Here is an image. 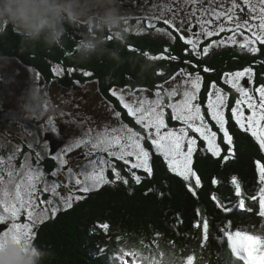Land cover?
<instances>
[{
  "label": "snow or ice",
  "instance_id": "6c2138e0",
  "mask_svg": "<svg viewBox=\"0 0 264 264\" xmlns=\"http://www.w3.org/2000/svg\"><path fill=\"white\" fill-rule=\"evenodd\" d=\"M175 4V8L165 5L158 19L163 18L164 24L179 35V39L186 45V55L200 57L207 55L213 47L228 42L236 44L237 35L243 37L239 47L242 50L246 49L249 53L259 51L255 46L257 43L264 45V0H175ZM165 12L169 15L165 16ZM157 31L164 30L157 29ZM224 32H230L231 35L221 40L210 41L201 51L200 46L203 40ZM166 35L170 39L176 38L171 32H167ZM130 50L135 51L131 47ZM144 55L149 54L144 53ZM149 58L178 59L175 56ZM184 62L191 64L194 68L198 67L190 60ZM62 71L63 69L59 67L54 69L57 75ZM203 71L208 72L211 69L205 67ZM83 74L92 75L91 72ZM254 75L251 67L242 71L225 73L224 83L230 84L239 93V98L230 108L231 119L240 129L249 133L259 149L264 152V84L252 89L240 83L245 77L251 82ZM177 76L184 77V87L182 91L176 87L168 90L169 97L180 98L175 103L168 104L167 107L171 109L170 119L179 122L180 127L169 126L165 106L159 99V93L154 101L138 99L135 93L131 92L127 95L132 98L126 99L123 90L113 88L110 89V94L116 97L127 111V115L134 119L143 132L136 131L122 121L116 127L105 125L100 131L88 128L79 139L64 146L61 152L52 156L57 161L58 167L51 171V180L45 177L39 166L41 159L39 154H37V166L35 168L28 166L26 174L17 173L16 175L20 177L18 180L15 179L12 171L7 172L9 178L7 181L3 175H0V247L9 240L19 245H34L36 224L48 219L49 212L55 216L61 206L72 207L73 196L62 194L61 189L88 193L102 185L113 183L114 181L106 175L109 168L116 181L122 180L127 184L128 180L121 175L116 165L112 163L113 160L123 161L124 164L129 165V171L142 170L151 176L153 154L158 155L163 158L170 172L188 182L189 191L196 195L195 188L201 185V179L193 170L192 164L198 140L204 142L207 152L214 157H219L221 147L217 143L218 132L214 130L215 128L223 134V142L229 145V152L232 151L233 137L227 127L228 117L225 115V109L228 108V96L222 88L212 82L207 93L205 113L198 100L203 80L200 73H189L181 69ZM242 105L246 107L249 114H245V107ZM109 107L112 115L120 121L121 113ZM43 108L46 110L47 104L43 105ZM206 117L210 118L214 124L210 123ZM47 128L53 133L57 132L53 118L48 119ZM147 144H150V148ZM80 148L85 150L83 162L74 168L67 157L69 153ZM222 159L227 161L229 157L223 156ZM255 163L260 185L255 194L246 195L238 179L235 176L231 178L234 194L238 198L234 207L252 213L253 208L246 204V200L258 202L259 208L256 214L264 218V163L259 160ZM23 167L25 166L22 165ZM131 175L137 184L141 182L142 177L135 171H131ZM193 179L194 185L191 183ZM212 183L218 184L219 181L214 178ZM44 193L49 194L47 200L41 198ZM82 198L75 196V200ZM211 199L222 212L229 213L233 210L226 206L216 194H213ZM21 216L27 222H21ZM201 221H198L195 226L202 227L201 246H203V242L209 238V220L201 215ZM101 227L104 230L108 229L107 224ZM260 228L259 233L242 228L232 230V224L228 222L220 229L227 240L232 257L240 264H264V223H261ZM120 253L118 257L120 264H127L125 257L135 258L136 255L133 252H124L122 249ZM194 262L201 264L194 254H189L183 264H194ZM150 264H158V262L153 259Z\"/></svg>",
  "mask_w": 264,
  "mask_h": 264
},
{
  "label": "trees",
  "instance_id": "16d2710c",
  "mask_svg": "<svg viewBox=\"0 0 264 264\" xmlns=\"http://www.w3.org/2000/svg\"><path fill=\"white\" fill-rule=\"evenodd\" d=\"M4 37L5 39L2 40L9 42L7 43L9 48H0V61L5 59L4 57L13 58L20 61L24 68L28 66L26 63H29L38 72L45 74L47 81L54 78L50 70L51 62L48 61L49 58L55 60L50 56L51 46L46 44L40 46L42 41L38 43L26 41L15 34L13 29H10ZM63 40L74 45L68 35L62 36L61 45ZM257 48L259 51L256 53H241L239 56L225 50L223 56L215 54L208 60V62L212 61L208 65L211 71L204 72L199 68L204 81L200 102L205 113L206 108L203 104L209 85L212 81L217 86L220 85L221 75L226 72L251 67L255 73L252 87L264 84V64H261L264 62V45L258 44ZM125 49L126 47H123L121 51L113 53V62L110 66H116L114 69L105 68L109 55L101 52L88 54L74 51L76 53L74 56H68L72 59L70 62L72 64L93 68L101 81L102 93L114 101V98L106 93L107 85L103 84L104 77L101 75L106 72L114 71L117 82L119 80L126 82L130 79L131 84H135L132 81L136 78L137 82L152 89L154 84L160 83L164 77L156 76L155 68H160L167 60L150 61L144 55H136ZM98 55V59H93V56ZM261 60L262 62L259 63ZM95 63L97 65L93 66L92 64ZM180 64L184 65L182 61L171 63L169 70L173 73ZM55 81L61 88L74 86L72 77H59ZM161 84L159 89L165 83L161 82ZM220 86H224L223 90L227 91L230 104L227 109L230 110L236 95L229 92L233 90L230 84L225 83ZM76 96L81 99L78 94ZM62 97H65L64 93ZM117 108L121 110L128 126L143 132L122 106ZM1 112L4 113L5 110L2 109ZM166 112L169 124L177 125V122L170 119L171 111L166 109ZM89 115L91 119L96 116L94 110H91ZM228 117V127L233 137L231 153L229 145L223 142L220 156L214 157L206 151L204 142L199 140L192 164L193 170L201 179V185L195 188L196 195L189 191L188 182L170 172L163 158L158 155L153 154L151 176L142 170H131L142 177L139 184L132 178L129 166L117 161L115 165L121 175L128 180L127 184L122 180L116 181L109 171V179L113 180V183L102 185L88 193L80 192L82 199L76 200L71 208L58 212L40 225L33 241L34 246L44 253V259L40 264L55 262L56 264H119L121 249L136 254L135 264H150L153 259L157 260L158 264H183L189 254H194L201 264H238L232 257L227 240L220 229L231 222L232 230L242 228L259 233L264 218L256 214L259 208L258 202L246 200V204L253 208L252 213L234 207L238 198L234 194L231 178L235 176L238 179L246 195L255 194L260 187L255 162L259 160L264 163V152L259 149L251 135L240 129L231 119L230 113ZM206 118L211 121L210 118ZM63 124L66 127V123ZM69 134L65 131L63 135L69 138ZM147 146L150 148L149 144ZM0 156H8L3 148H0ZM52 156L45 157L41 162L43 166H47L46 172L54 169L57 163ZM223 156H228L229 159L224 161ZM31 161L37 164L34 155L31 156ZM214 178L219 181L218 184L212 183ZM191 183L194 185L193 180ZM213 194L233 210L224 213L218 209L211 199ZM201 215L209 220V238L203 242V246H201L202 227L195 226L201 221ZM103 224L108 225L107 230L101 227Z\"/></svg>",
  "mask_w": 264,
  "mask_h": 264
},
{
  "label": "rangeland",
  "instance_id": "374dc122",
  "mask_svg": "<svg viewBox=\"0 0 264 264\" xmlns=\"http://www.w3.org/2000/svg\"><path fill=\"white\" fill-rule=\"evenodd\" d=\"M71 23H73V21H71ZM67 24H70V22L68 21ZM10 27L11 26L7 27L6 33L10 29H13ZM6 33L4 35H0V48H4V49L9 48V46L7 45V43L9 42H5L4 40H2L5 39L4 36L6 35ZM245 35H247V33ZM241 42H243V37L239 36L237 43L233 44V46H235L236 49L239 50L240 52H241V48L239 47V43ZM42 44H40V46H44L43 41ZM227 48L229 47H225L223 48V50ZM60 49L61 47L59 45L51 46V50L54 51L55 56L53 54L52 55L50 54V56H53L51 58L53 59L57 58L58 60L57 64L54 63V68L56 66L61 68V66L71 64L70 62L72 59L69 58L68 54L60 53ZM223 50L215 51V52L223 56L224 54ZM242 53H249V52H242ZM210 55L211 53H209L208 55V60L211 59ZM4 58L5 59H2L0 61V80L2 81V83H0V111L2 109L5 110L4 113L2 112L0 113V148H3L7 152L8 156L6 157L0 156V161H2V163H0V175H3L5 181L9 179L7 176L8 171H12L15 179L18 180L20 177L16 175L17 173L26 174L28 170V166H30L31 168H35L37 164L31 161V156L34 155L35 159L37 160V154H39V156L41 157L39 166L43 170L45 177L48 180L52 179L50 173L51 171H53L55 168L58 167V164L56 163L55 168L52 170H48L47 172H46L47 166L45 165L43 166L41 164V162L45 160V157L50 155L48 154L47 142L44 141L45 130L50 131L47 128V121L49 118L54 119V122L57 127V132H59L60 130L59 129L60 123H64V122L66 123L67 129L64 125V131L70 133L66 145L74 142L76 139H79L88 128H94L97 131H100L105 127V125L116 127L119 125L121 121L125 123L126 120L124 121L121 110L117 108L121 106L120 103L119 102L115 103V99L114 101L110 100L112 102L111 103L109 99H107L106 94H103L102 90L100 91L98 87L95 86L96 84L92 82H89L88 84L80 83V84H75L74 87L65 88L62 86L61 88L57 84L55 79H51L50 81H47L45 74L38 73L37 70L33 68V65L26 63L28 66L24 68L21 65L20 61L8 57H4ZM261 62L262 60L259 61V63ZM261 64H264V62ZM183 80L184 77L177 76L176 74L170 76L169 79L165 81L166 84H164L162 88L160 89L158 88L153 91L149 90L148 88H147L148 90L143 89L142 94H140V96L137 95L135 96L136 98L141 100L154 101L157 99V93H159V99L163 102L165 106L164 110L167 115L166 109H169L171 111V109L168 108L167 105L170 103H175L180 98V97H169L168 90L176 87L182 91L184 87ZM203 82L204 81L202 80L201 90L200 93L198 94L199 102L201 101L200 100L201 92H203ZM220 85H225L224 75L222 80L220 81ZM220 85H218V87L224 89V86H220ZM99 88L101 89V85L99 86ZM248 88L254 89L252 87V81L250 82ZM223 91L227 93V91L225 90ZM82 92L87 93L86 97L78 99L76 94L80 95ZM229 92H232V94L236 95L235 100L239 98V93L236 91V89L233 88V90ZM62 93L64 94L66 93L67 96L61 98ZM127 93H125L126 99H131L132 97L128 96ZM207 93L205 95L206 98L205 103L203 104L205 105V108L207 103ZM101 97H105L106 99L105 100L101 99ZM235 100L232 106H234ZM72 101L75 102L73 103ZM227 102L229 108L230 105L229 98ZM45 104H47L46 110L43 108V105ZM62 104L66 106L63 112L60 109V106ZM109 106L115 108L116 111H119L121 113L120 121H117V119L112 115ZM242 107L245 106L242 105ZM91 110H94L96 114L95 118L93 119H91V116L89 115ZM202 110H203V106H202ZM66 111L68 115L64 113ZM228 113H230L231 115L230 110L225 109L226 117H228ZM245 114L246 115L249 114L246 107H245ZM56 116L58 117V120ZM166 120L169 124V120L167 118ZM209 122L211 123L212 121ZM177 123L178 124L175 126H172L170 124L169 126L178 128L181 125L179 122ZM212 124H214V122H212ZM214 130L218 132L217 143L220 144L221 147L223 143V134L220 133L218 129L214 128ZM190 135H195V134L190 133ZM198 144H199V140L197 142L195 151L197 150ZM25 145H27L26 149H25ZM62 149H60L59 152H61ZM84 151L85 150L83 148H80L68 154L67 158L70 160V163L74 168L77 164L83 162V157L80 156H83ZM77 155L79 156L77 157ZM5 158H7L8 160H5ZM117 161L118 160H114L112 161V163L113 164L118 163ZM120 162L124 163L123 161ZM22 165L25 167L22 168ZM109 171L111 172V168H109L108 171L106 172L108 178H110V176L108 175ZM61 191L62 194L64 195L71 194L73 196V203L76 201L75 196H81L79 194L80 193L79 191H73L70 189H61ZM41 198L47 200L49 198V194L44 193ZM41 207H43V205ZM65 209L67 208L61 206L60 210L57 211V213ZM57 213L55 215H57ZM50 217L53 216L49 212L48 219H50ZM46 220L47 219H45L44 221ZM21 222H27L23 216H21ZM41 224L42 223L36 224L35 232L39 230ZM127 259L130 260L131 256H128ZM126 262L129 263V261ZM54 264H56V262Z\"/></svg>",
  "mask_w": 264,
  "mask_h": 264
},
{
  "label": "flooded vegetation",
  "instance_id": "af4514ba",
  "mask_svg": "<svg viewBox=\"0 0 264 264\" xmlns=\"http://www.w3.org/2000/svg\"><path fill=\"white\" fill-rule=\"evenodd\" d=\"M78 3H79V8L83 13L80 19L74 21L73 23L69 21L70 24H67L68 21H66L63 24L64 35H68L69 38L74 42V45L70 44L69 42H65L64 40L62 45L59 42V44L57 45L61 47L60 53H66L68 55L74 56V54H76L74 53V51L87 52L88 54L92 52H97V53L101 52V54L109 55V60L105 65L106 66L105 68L108 69H114V67H116V66H110V64L113 62L112 55L114 52L121 51L123 47H126L127 49V50L125 49L126 51L133 52L136 55L140 54L143 56L144 53H148L149 54L148 56L145 55L144 56L147 58V60L150 61H159L161 59L168 61V59L165 58L151 59L149 57L175 56L178 59L173 60L169 58V62L166 61L163 65H161L160 68H155L156 76L158 75L164 76L161 82L165 83V81L168 80L170 76L176 75L177 73L180 72L181 69L189 73H196V72L200 73L199 68L204 69L205 67H207L209 69L208 65L212 63V61L208 62L209 53H211L210 56L212 57L213 55L218 54L215 51H222L223 48L225 47H229V48L224 49L223 51L228 50L230 52H234L236 53L235 55L237 56H239L240 53L242 52H248L246 49L243 50L241 49L240 52L239 50L236 49L235 46H233L232 43L228 42L218 47H213L207 55H201L200 57H196L195 55H186L185 54L186 45L179 39V35L176 34L168 25L164 24L163 18L158 19V17H161V13L164 11L165 5H171L173 8L176 7L175 0H78ZM109 9H114L118 14L121 21L120 27L116 29H109L107 27H104L103 29L98 27L94 28L92 18L95 17L98 19L99 17L103 16L105 12ZM167 15L169 14L165 12V16ZM149 25H153V26L150 27ZM9 26H11L10 28H13L12 25H8V27ZM157 29H163L164 31L163 32L157 31ZM167 32H171L172 35L175 36L176 38L170 39L169 36L166 35ZM229 35H231L230 32H224V33H220L218 36H214L203 40L200 46L201 51L203 46L207 45L210 41L221 40ZM238 39L239 36L237 35L236 40ZM89 43L93 44L94 47L91 49L84 47V45ZM258 44H256L255 46L258 47ZM72 47H74V49H72ZM100 47H102L103 49H101ZM130 47L132 49H135V51L130 50ZM165 49H167V51H165ZM51 52L50 53L54 55V51ZM98 57L99 55L96 57L93 56V59H98ZM114 60L116 61L117 59ZM186 60L192 61L194 64L198 65V67L194 68L192 67L191 64H186L184 62ZM48 61L51 62L50 70L52 72V75L54 76L53 79L59 77L63 78L65 76L66 77L68 76V77H72L74 86L75 84H80V83L88 84L89 82H92L96 84L95 86H97L100 91L102 90L99 88V86L101 85V81L96 71L93 68L92 70L90 69V67H86L83 65H75L71 63L70 65L61 66L63 71L59 75H57L54 72V69L57 67L56 66L54 68V63L55 64L58 63L57 58L55 60L49 58ZM175 61H182L184 65L180 64V66H178V68H176L172 73L169 70V67L171 63H174ZM154 64H156L157 66V62H155ZM92 65L96 66L97 64L95 63ZM156 66L154 65V67ZM70 69H74V70L69 71ZM237 71H242V70H237ZM84 72H91L92 75L85 76L83 74ZM231 72L234 71H229L226 73H231ZM114 73H115L114 71H109L101 75L102 77H104L103 84L107 85L106 92L109 95H111L110 89L115 88L118 90H123L124 93L133 92L135 93V95L140 96V94H142V90L148 88L144 84H140L139 82H137L138 80L136 78H133L134 81H132L135 84H131L130 79L129 81L126 82H122L120 80L117 82L116 81L117 78L114 75ZM224 74L221 75L222 78ZM76 75H80L82 77ZM161 82L155 83L153 89L152 88H148V89L151 91L158 89V87H161L160 86ZM86 94L87 93L82 92L81 95H79V97L85 98ZM64 96H67V94L65 93ZM113 98L117 102H119L116 99V97ZM101 99L105 100L106 98L101 97ZM65 108L66 106L64 104L60 106L62 112L64 111ZM64 113L68 115L67 111ZM59 129L61 130V132L60 130L59 132H55V133L51 131L50 132L56 135L59 139H62L63 146H65L68 138H66V136L63 135V133L65 132L63 123H60Z\"/></svg>",
  "mask_w": 264,
  "mask_h": 264
},
{
  "label": "clouds",
  "instance_id": "9594fccd",
  "mask_svg": "<svg viewBox=\"0 0 264 264\" xmlns=\"http://www.w3.org/2000/svg\"><path fill=\"white\" fill-rule=\"evenodd\" d=\"M82 14L78 0H0V35L6 33L8 25H12L14 33L26 41L57 45L64 35V22H74ZM92 20L93 27L101 29H116L121 23L114 9H109L103 16ZM84 47L91 49L94 45L89 43ZM240 83L245 86V82ZM45 133L51 132L45 130ZM52 135L61 145L51 153L49 141L44 139L48 145L49 157L63 148V141ZM43 259L44 253L31 244L19 245L9 240L0 247V264H40Z\"/></svg>",
  "mask_w": 264,
  "mask_h": 264
},
{
  "label": "water",
  "instance_id": "95a60500",
  "mask_svg": "<svg viewBox=\"0 0 264 264\" xmlns=\"http://www.w3.org/2000/svg\"><path fill=\"white\" fill-rule=\"evenodd\" d=\"M44 139L49 141L50 152L53 153L61 145V142H58L56 138L53 137L51 133H45Z\"/></svg>",
  "mask_w": 264,
  "mask_h": 264
}]
</instances>
